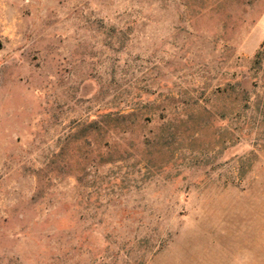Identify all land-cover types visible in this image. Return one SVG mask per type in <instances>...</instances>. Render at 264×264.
I'll use <instances>...</instances> for the list:
<instances>
[{
  "label": "rangeland",
  "instance_id": "374dc122",
  "mask_svg": "<svg viewBox=\"0 0 264 264\" xmlns=\"http://www.w3.org/2000/svg\"><path fill=\"white\" fill-rule=\"evenodd\" d=\"M0 264H264V0H0Z\"/></svg>",
  "mask_w": 264,
  "mask_h": 264
}]
</instances>
